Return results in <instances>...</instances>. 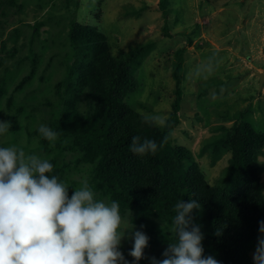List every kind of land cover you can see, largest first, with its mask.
<instances>
[{
    "label": "rangeland",
    "instance_id": "1",
    "mask_svg": "<svg viewBox=\"0 0 264 264\" xmlns=\"http://www.w3.org/2000/svg\"><path fill=\"white\" fill-rule=\"evenodd\" d=\"M169 1L165 17L159 0H0V56L4 58L0 76L4 69L13 71L6 83L8 94L0 98V120H8L15 110L9 112L7 106L10 94H14L16 106L23 102L26 107L18 115L21 129L0 135V147L16 146L26 155L49 161L54 155L68 162L75 159L72 153L45 152L37 131L42 124L48 126L55 109L64 107L55 87L72 61L68 32L71 19L76 18L98 26L116 56L121 49L151 45L134 65L138 86L127 97V103L144 117L168 118L176 98L175 52L186 48L180 124L173 131L174 143L192 151L210 184L226 185L231 151L224 147L212 161V151L205 145L215 137L223 146L221 139L227 129L243 119L264 131V83L260 87L258 75L264 73V0ZM33 68L36 73L31 76ZM26 77L23 89L15 90ZM28 113L30 117H25ZM28 131L31 142L26 138ZM260 160L264 187V155ZM90 169L88 164L72 167L64 182L70 187L77 182L79 188L82 180L89 179ZM96 198L108 203L98 194ZM122 218L131 225L128 217ZM135 230L139 229L131 231ZM132 244L126 235L119 246L129 264L134 260L129 255ZM157 250L146 247L147 260L141 259L140 264H150L152 256L161 259Z\"/></svg>",
    "mask_w": 264,
    "mask_h": 264
},
{
    "label": "trees",
    "instance_id": "2",
    "mask_svg": "<svg viewBox=\"0 0 264 264\" xmlns=\"http://www.w3.org/2000/svg\"><path fill=\"white\" fill-rule=\"evenodd\" d=\"M169 4V0H159L165 17ZM167 35L171 36L168 32ZM68 37L72 61L65 78L55 87L64 107L53 111L48 124L59 136L53 143L37 132L45 152L72 153L75 159L68 162L54 155L49 161L53 164L49 175L64 182L72 167L88 164L91 169L87 181L94 192L109 204L118 202L120 215L128 217L131 225L150 238L148 246L158 249L161 259L168 242L176 239L171 231L176 203L197 200L201 208L194 209L191 215L204 233V254L213 255L221 264H254L251 251L259 235L258 222L264 220V187L260 176L264 131L258 130L251 120L243 119L235 121L231 130L227 129L221 139L223 146L215 137L206 142V149L212 151V161L224 147L232 154L227 184L212 185L192 151L174 143L173 131L180 124L186 48L175 52L172 73L176 98L166 125L157 126L145 122L144 116L127 103V97L138 86L134 65L151 45L142 44L130 51L121 49L120 56H116L107 35L98 26L76 18L69 23ZM188 42L191 44L192 40ZM2 66L4 58L0 56ZM2 73L0 98L8 94L6 83L13 71L4 69ZM35 73L33 68L29 75ZM27 80L26 77L19 81L15 90L23 89ZM14 97L13 93L7 97L9 112L15 109L7 118L11 121L10 129L16 132L21 129L18 115L26 112V107L23 102L16 106ZM28 114L25 117H30ZM28 133L26 138L31 142L32 134ZM133 136L154 140L158 146L165 137L167 141L154 155L139 156L130 151ZM76 183L69 187L70 195ZM217 229L220 235L215 234Z\"/></svg>",
    "mask_w": 264,
    "mask_h": 264
},
{
    "label": "clouds",
    "instance_id": "3",
    "mask_svg": "<svg viewBox=\"0 0 264 264\" xmlns=\"http://www.w3.org/2000/svg\"><path fill=\"white\" fill-rule=\"evenodd\" d=\"M144 119L166 125L160 115ZM10 128L11 121L0 120V135ZM38 132L53 143L59 136L43 124ZM166 141L167 137L158 146L154 140L133 136L130 151L154 155ZM52 171L47 159L26 155L16 146L0 147V264H129L119 250L126 235L133 241L132 264L145 258L150 238L143 231H131L134 225L123 220L118 202L97 199L86 179L69 197L70 185L50 176ZM200 208L194 199L176 203L171 228L175 242H168L163 259L149 257L150 264H221L213 255L204 254V233L191 215ZM258 223L252 258L254 264H264V220ZM215 234L220 235V230Z\"/></svg>",
    "mask_w": 264,
    "mask_h": 264
},
{
    "label": "water",
    "instance_id": "4",
    "mask_svg": "<svg viewBox=\"0 0 264 264\" xmlns=\"http://www.w3.org/2000/svg\"><path fill=\"white\" fill-rule=\"evenodd\" d=\"M258 75L260 76V87H262V85L264 83V73L258 72Z\"/></svg>",
    "mask_w": 264,
    "mask_h": 264
}]
</instances>
